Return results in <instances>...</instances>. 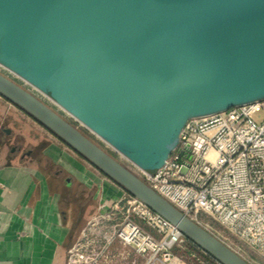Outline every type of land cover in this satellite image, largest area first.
<instances>
[{
	"label": "water",
	"instance_id": "1",
	"mask_svg": "<svg viewBox=\"0 0 264 264\" xmlns=\"http://www.w3.org/2000/svg\"><path fill=\"white\" fill-rule=\"evenodd\" d=\"M0 66L153 174L189 120L264 101V0H0ZM0 96L220 264H250L1 72Z\"/></svg>",
	"mask_w": 264,
	"mask_h": 264
},
{
	"label": "built area",
	"instance_id": "2",
	"mask_svg": "<svg viewBox=\"0 0 264 264\" xmlns=\"http://www.w3.org/2000/svg\"><path fill=\"white\" fill-rule=\"evenodd\" d=\"M261 111L264 101L191 119L162 168L153 174L137 168L136 173L211 234L208 221L231 235L237 249L213 234L250 264H264V120L255 121ZM98 210L89 225L113 224L122 264H220L126 191L100 201ZM69 257V264L101 263L79 245Z\"/></svg>",
	"mask_w": 264,
	"mask_h": 264
},
{
	"label": "crops",
	"instance_id": "3",
	"mask_svg": "<svg viewBox=\"0 0 264 264\" xmlns=\"http://www.w3.org/2000/svg\"><path fill=\"white\" fill-rule=\"evenodd\" d=\"M26 117L0 96V264H65L99 202L124 192L33 118L41 131L17 132Z\"/></svg>",
	"mask_w": 264,
	"mask_h": 264
},
{
	"label": "rangeland",
	"instance_id": "4",
	"mask_svg": "<svg viewBox=\"0 0 264 264\" xmlns=\"http://www.w3.org/2000/svg\"><path fill=\"white\" fill-rule=\"evenodd\" d=\"M0 72L11 78L12 80L16 81L17 83L21 84L28 90H30L32 93L37 95L40 99H42L44 102H46L48 105H50L53 109H55L59 114H61L63 117H65L67 120H69L71 123H73L77 128H79L81 131H83L85 134H87L90 138H92L96 143H98L102 148H104L107 152L113 154L116 159H118L121 163H123L125 166H127L129 169H131L134 173H138V169L129 161H127L124 157H122L120 154L115 152L111 147H109L107 144L103 143L98 137H96L93 133H91L89 130H87L85 127H83L80 123L75 121L70 115L65 113L60 107L55 105L52 101H50L47 97L42 95L40 92H38L36 89L31 87L29 84L25 83L21 79H19L14 74L10 73L6 69L0 66ZM20 112V111H18ZM27 122L21 123L19 126H14V129H16L17 132H19V127L27 130V132L40 130L41 127H39L37 124L33 123L32 119L29 117ZM264 120V112H259L255 116V121L260 123ZM48 132V131H47ZM112 184L115 186H118L114 181L109 179ZM121 190H123L120 186H118ZM123 192H125L123 190ZM99 204L97 205V207ZM92 219V218H91ZM91 219L85 224V226L78 232L76 235L72 246L69 248H73L75 245H79L80 248H82L83 252L87 254L89 258L97 259L100 264H122L120 255L123 251V248L121 244L113 238V224L108 222H95L96 225L92 226V223L89 225V222ZM210 225V231L218 237L220 240L228 243L232 247H236L234 245V240L227 232H224L218 225L215 223L208 221ZM94 223V224H95ZM237 249V248H235ZM69 250L67 252V259L65 264H69ZM242 255L249 259L247 253L245 250L240 249Z\"/></svg>",
	"mask_w": 264,
	"mask_h": 264
},
{
	"label": "trees",
	"instance_id": "5",
	"mask_svg": "<svg viewBox=\"0 0 264 264\" xmlns=\"http://www.w3.org/2000/svg\"><path fill=\"white\" fill-rule=\"evenodd\" d=\"M73 124V123H72ZM87 135V134H86ZM88 136V135H87ZM89 137V136H88ZM92 139V138H91ZM109 153V152H108ZM111 154V153H110ZM113 157H115L113 154H111Z\"/></svg>",
	"mask_w": 264,
	"mask_h": 264
}]
</instances>
